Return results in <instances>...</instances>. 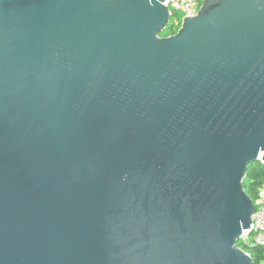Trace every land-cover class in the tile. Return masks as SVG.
Listing matches in <instances>:
<instances>
[{"label": "water", "instance_id": "1", "mask_svg": "<svg viewBox=\"0 0 264 264\" xmlns=\"http://www.w3.org/2000/svg\"><path fill=\"white\" fill-rule=\"evenodd\" d=\"M0 0V264H253L264 0Z\"/></svg>", "mask_w": 264, "mask_h": 264}, {"label": "built area", "instance_id": "2", "mask_svg": "<svg viewBox=\"0 0 264 264\" xmlns=\"http://www.w3.org/2000/svg\"><path fill=\"white\" fill-rule=\"evenodd\" d=\"M203 0H165L164 5L168 8L169 19L173 20L177 30L180 28L183 18L196 15ZM259 162L264 164L260 157ZM254 212L251 215V224L247 229L242 230L240 241L246 242L253 239L258 244H264V183L258 190L257 198L254 201Z\"/></svg>", "mask_w": 264, "mask_h": 264}, {"label": "trees", "instance_id": "3", "mask_svg": "<svg viewBox=\"0 0 264 264\" xmlns=\"http://www.w3.org/2000/svg\"><path fill=\"white\" fill-rule=\"evenodd\" d=\"M177 32V27L173 20L169 19L163 31L159 34L162 37L173 35ZM264 183V164L259 161L249 163L243 178V188L248 196L255 201L261 185ZM237 246L247 252L253 264H264V244H258L253 239L246 242L239 241Z\"/></svg>", "mask_w": 264, "mask_h": 264}]
</instances>
